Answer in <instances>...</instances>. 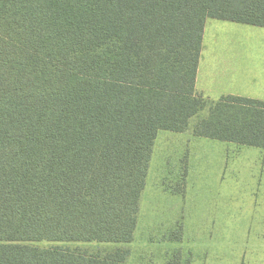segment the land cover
<instances>
[{
	"label": "trees",
	"instance_id": "16d2710c",
	"mask_svg": "<svg viewBox=\"0 0 264 264\" xmlns=\"http://www.w3.org/2000/svg\"><path fill=\"white\" fill-rule=\"evenodd\" d=\"M207 19L264 27V0H0V264H123L36 243H130L157 132L201 112L264 150V102L195 91Z\"/></svg>",
	"mask_w": 264,
	"mask_h": 264
},
{
	"label": "rangeland",
	"instance_id": "374dc122",
	"mask_svg": "<svg viewBox=\"0 0 264 264\" xmlns=\"http://www.w3.org/2000/svg\"><path fill=\"white\" fill-rule=\"evenodd\" d=\"M240 31L208 28L205 49L256 51L264 44ZM204 115L162 149L154 146L130 243L36 245L128 249L123 264H264V150L194 136L190 129ZM173 232L180 241L168 240Z\"/></svg>",
	"mask_w": 264,
	"mask_h": 264
},
{
	"label": "crops",
	"instance_id": "0c3cea01",
	"mask_svg": "<svg viewBox=\"0 0 264 264\" xmlns=\"http://www.w3.org/2000/svg\"><path fill=\"white\" fill-rule=\"evenodd\" d=\"M208 28L241 30L239 33L250 32L259 39L264 38V27L226 20L207 19L203 29L202 49L195 78V91L209 101H217L222 97L233 96L264 102V48H262L264 44L259 43L260 48L256 51L207 50L205 49V41ZM204 113L206 114V111ZM187 130L180 133L165 130L158 131L153 148L158 145L159 149H162L164 144L170 143V139L174 134H184ZM161 131L166 134L160 136L158 133ZM137 218H140V214ZM136 226L138 227V220Z\"/></svg>",
	"mask_w": 264,
	"mask_h": 264
}]
</instances>
